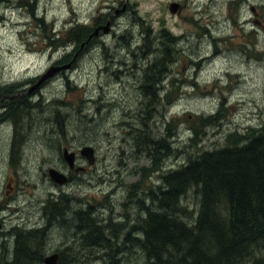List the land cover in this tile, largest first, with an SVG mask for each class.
I'll use <instances>...</instances> for the list:
<instances>
[{
    "label": "rangeland",
    "instance_id": "obj_1",
    "mask_svg": "<svg viewBox=\"0 0 264 264\" xmlns=\"http://www.w3.org/2000/svg\"><path fill=\"white\" fill-rule=\"evenodd\" d=\"M171 4L176 5L172 11ZM30 7L42 23L34 21ZM70 22H78L89 32L77 45L63 49L62 40L56 46L45 40L48 33L64 34ZM145 28L152 50L142 55L136 44ZM159 30L166 40L180 36L175 42L170 39L168 46L174 54L163 51L164 44L158 45L152 37ZM125 31L133 35L128 43H123L129 39ZM161 51L169 60L165 91H171L170 98L178 95L164 110V121L176 117L169 124V131L176 134L169 139L171 155L163 161V169L184 161L195 147L221 145L226 133L264 122V0H0V108L12 104L5 99L34 94L45 105V112L31 111L23 121L25 142L17 165L9 159L12 126H0V252L2 244L8 249L12 244L11 228L42 225V204L60 191L69 200L79 199L78 207L86 208L89 202L96 218H105L108 208L100 205L110 190V216L115 220L121 216L120 221L137 218L138 208L129 209L126 192L139 177L134 167H147L148 161L133 152L128 125L146 93L138 88L139 67ZM56 66L61 69L49 74ZM65 76L75 86L69 91L64 87ZM38 88L40 92H35ZM58 99L72 103L66 110L70 117L63 140L57 135V120L52 124L46 114V103ZM158 114L156 136H162L165 131ZM212 114L220 117L218 123L203 126L200 117ZM190 126L198 130L197 144L184 147V153L182 144L187 143ZM84 144L93 148L91 163L78 152ZM64 147L76 152L73 165L83 171L68 168ZM49 168L71 180L54 182ZM150 178L154 180L155 174ZM192 200L189 192L185 201ZM71 219L75 221L74 216ZM46 239L45 255L67 245L66 241L74 242L72 237L64 241L59 226ZM117 245L122 264H142L143 256L135 247L129 244L121 250ZM78 247L84 249L78 255L74 250L67 252L74 255L73 264L120 263L118 259L113 262L117 256H100L98 247Z\"/></svg>",
    "mask_w": 264,
    "mask_h": 264
},
{
    "label": "trees",
    "instance_id": "obj_2",
    "mask_svg": "<svg viewBox=\"0 0 264 264\" xmlns=\"http://www.w3.org/2000/svg\"><path fill=\"white\" fill-rule=\"evenodd\" d=\"M29 12L33 16L31 7ZM33 18L42 23L41 17L35 15ZM63 33L57 37H54V32L45 34V40L53 43V46L62 40L63 49H66L77 45L89 32L81 28L78 22H70ZM124 33L129 39L123 43H128L133 35L130 31ZM163 33V30H159L152 37L158 39V45L164 44L163 51L167 53V50L171 51L168 46L170 39L175 42L180 36L167 34L171 37L166 40ZM148 35L149 30L145 28L136 44V49L142 55L152 50ZM163 51L153 61L139 67L138 88L146 93L139 103L138 113L132 116V123L128 125L133 152L148 161L147 167H134V173L139 177L129 184L126 192L129 209L138 208L137 218L120 221L121 216L117 220L110 216L112 209L109 206L112 203L107 199L112 194L110 190L102 198L104 204L100 205L108 208L105 218H96L89 202L86 208L78 207L79 199L69 200L67 193L60 192L55 199L49 198L42 204L41 214L44 216L40 227L11 228L12 244H8L9 249L2 244L0 264H43L49 244L47 234L58 226L63 231L64 241L72 237L74 242L66 241L67 245L55 251L58 259L54 264H66L62 260L73 264L71 260L75 258L71 256L74 255L68 256L67 252L74 250L78 255L84 250L79 245L86 246L87 250L98 247L102 250L100 256H117L113 262L118 259L122 264L117 243L121 250L129 244L135 247L143 256L142 264H264V122L258 127L247 126L241 132L233 130L226 133L221 145L208 149L195 147L192 153H186L184 161L163 169V161L171 155L169 139L176 134L169 131V124L176 117H170L169 122L164 121V110L178 98V95L170 98L171 91H165L169 60ZM174 83V80H170L171 86H175ZM64 87L67 91L75 87L69 85L66 76ZM39 89L35 92H40ZM5 101L12 104L0 108V126L5 123L12 126L9 159L17 165L25 142L23 121L31 111L38 115L45 112V105L37 94ZM46 104L49 113L46 112L47 119L52 120V124L57 120V135H61L63 140L67 118L70 117L66 110L72 103L58 99ZM60 108H63V113ZM157 114L165 131L162 136H156ZM219 118L215 114L200 117L203 126L215 125ZM18 129L22 131L20 135ZM189 129L187 143L182 144L181 152L184 153V147L197 144L198 130L192 126ZM152 174H155L154 180L150 178ZM189 192L194 195V200L186 202ZM55 208L60 210L58 215L53 213L49 219L45 211ZM78 209L82 212L78 213ZM62 210L65 219L61 220ZM65 214L74 216L75 221L72 217L66 218ZM72 230L73 236H70Z\"/></svg>",
    "mask_w": 264,
    "mask_h": 264
},
{
    "label": "water",
    "instance_id": "obj_3",
    "mask_svg": "<svg viewBox=\"0 0 264 264\" xmlns=\"http://www.w3.org/2000/svg\"><path fill=\"white\" fill-rule=\"evenodd\" d=\"M175 6H176L175 4H171L170 10L172 11ZM94 34H95V32H94ZM58 69H61V67H59V66L53 67L48 71V73L50 74L51 72H54ZM44 77L45 76H42V78L40 80H43ZM78 152H79V154L83 155L86 158L88 163H91V161L93 159V148L90 145H84V146L80 147ZM73 155H74V152L73 151L68 152L66 148H64L62 151L63 159L66 161L67 165H69V166H71L73 164ZM48 175L51 178V180H53L56 183L62 184L66 181L65 175L63 173L53 169V168L48 169ZM56 258H57V254L52 253L50 255H46L43 258L42 262H43V264H54L56 261Z\"/></svg>",
    "mask_w": 264,
    "mask_h": 264
},
{
    "label": "flooded vegetation",
    "instance_id": "obj_4",
    "mask_svg": "<svg viewBox=\"0 0 264 264\" xmlns=\"http://www.w3.org/2000/svg\"><path fill=\"white\" fill-rule=\"evenodd\" d=\"M108 23V22H107ZM62 149H64V148H62ZM67 149V148H66ZM68 150V149H67ZM74 152V155H73V159L76 157V152L75 151H73ZM67 164V163H66ZM75 165V164H74ZM74 165L72 164L71 166H69V165H67L68 166V168L69 169H72L74 172H81V171H83V170H81V169H75V167H74ZM74 167V168H73ZM71 180V176H66V183L68 182V181H70ZM61 192V191H60ZM59 192V193H60ZM58 193V194H59ZM58 196V195H57ZM55 199V198H54ZM59 209L58 208H55L53 211L52 210H48V211H45L47 214H48V217H49V219L53 216L52 214L53 213H55V214H57L58 215V213H59ZM42 215V217L44 216L43 214H41ZM62 219H65L64 218V216H63V210H62V212H61V220ZM1 220H0V226H1ZM65 223V222H64ZM38 227H40V226H38ZM30 228H32V227H30ZM3 230L2 229H0V233L2 232Z\"/></svg>",
    "mask_w": 264,
    "mask_h": 264
}]
</instances>
